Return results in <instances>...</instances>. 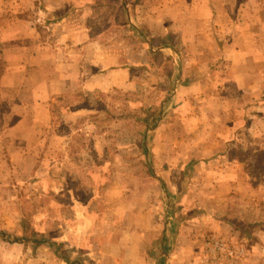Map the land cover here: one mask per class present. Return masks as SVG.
I'll return each instance as SVG.
<instances>
[{
  "label": "crops",
  "instance_id": "obj_1",
  "mask_svg": "<svg viewBox=\"0 0 264 264\" xmlns=\"http://www.w3.org/2000/svg\"><path fill=\"white\" fill-rule=\"evenodd\" d=\"M263 8L264 0H0V181L12 179L18 171L44 179L59 159L70 155L72 133L94 132V147H102V136L97 133L110 127L113 132L133 131L138 114L166 121L175 112L178 132L184 129L178 118L190 115L192 131L199 132L202 114L223 111L211 109V102L205 109L200 106V99L216 102L223 98L213 95L211 83L215 89H226L225 97L253 91L254 104L247 107L241 98L244 101L236 106L243 110L238 117L253 118L242 129L260 146L264 127L256 119L263 117L264 109L256 103L262 82L252 77L263 63L249 58V52L264 51V45L258 28L247 27L245 21L264 25ZM251 36L255 45L242 46ZM203 39L205 44L200 43ZM180 40L197 54L182 59L186 49L177 46ZM200 52L213 54L203 63L198 59ZM196 67L205 70L194 72ZM168 84L176 86L170 96L176 104L171 108L161 104L168 99ZM152 93L158 104L151 114ZM193 98L195 106L182 112ZM109 99L116 108H125L124 112L118 108L108 114L104 101ZM66 100L71 104L61 107L59 101ZM104 114L111 117L109 122L98 120ZM58 116L69 122L63 131L53 128ZM91 116L94 121L87 123L85 119ZM156 130L151 128L153 133ZM231 132H238V127L233 126ZM111 142L112 147L129 146ZM51 149L61 150L63 156L59 158ZM72 174L82 177L83 171L66 175ZM146 187L143 197L150 194ZM93 190L80 192L82 200L65 206L62 220L51 223L57 224L56 234L41 242L0 236V264H114L118 256L122 264H172L166 250L169 242L162 239L164 231L158 240L149 232L147 216L157 214L158 209L147 205L134 210L125 199L121 206H112L113 200L125 195L121 182L106 187L105 204ZM189 190L183 180L176 198ZM3 207L0 203V212ZM6 225L0 214V228ZM20 234L16 229L15 235ZM128 237L132 239L129 245ZM259 237V247H264V232Z\"/></svg>",
  "mask_w": 264,
  "mask_h": 264
},
{
  "label": "rangeland",
  "instance_id": "obj_2",
  "mask_svg": "<svg viewBox=\"0 0 264 264\" xmlns=\"http://www.w3.org/2000/svg\"><path fill=\"white\" fill-rule=\"evenodd\" d=\"M249 6L253 7L254 3H250ZM262 16L264 17V14ZM245 22L247 27L255 25L258 28L257 32L261 33V43L264 45V25L258 20ZM101 27L104 28V25L101 24ZM176 38V35L173 36V40ZM202 38L203 36L199 37L200 40ZM181 41L177 46L186 49L181 55L182 59L197 54L196 51L190 50V45L187 46ZM200 43L205 44L204 39ZM241 44L254 46L255 41L252 36L251 39L246 37ZM249 53L252 55L249 58L260 61L259 64L263 63L262 68L256 69L252 79L255 77V80L258 78L259 82L260 80L262 82L261 92H258L257 96L261 98L257 99L256 107L264 109V51ZM198 54V59L204 63L213 53ZM204 70L199 67L193 69L199 73ZM210 78L214 79L213 76ZM210 85L211 92L214 91L213 95H220V98H223L216 102L200 99V106L205 109L211 102L209 105L211 109L223 111L220 115L202 114L199 132L192 131L194 120L190 115L178 118L181 119L184 128L182 132H178L179 126L174 124L177 118L175 112L167 116L166 121L163 117L138 114L134 117L133 131L113 132L110 127V131L97 133L102 136L100 142L102 147H94L95 133L86 131L84 134L87 145L80 153L87 158L94 157L102 161L103 165L97 167L91 162L86 163V172L83 176H86L87 172L93 174L104 168L107 176L110 175L108 180L97 179L98 172L88 179L87 176L80 179L75 174L67 176L72 172H78L76 168H83L77 167L76 163L70 160L69 153L68 157L58 160L56 164L58 166L54 165L56 167L44 179L34 175L29 177L26 171H18V175H14L12 179L9 176L7 179L3 178L0 186L6 195L1 196L3 192L0 193V203L4 206L0 214L7 225L0 228V236L8 240H21L22 237H26L24 241L34 239L41 242L49 235L56 234L57 224L51 223L62 220V209L65 205L63 197L55 188H59L63 181L70 186L76 185L77 191L84 193L97 184L100 190L98 193L93 192L104 204L107 196L106 187L121 182L126 189L125 198L121 195L111 202L112 206L115 208L121 206L125 199L133 203L134 210H141L147 205H150L152 210L153 207L158 209L157 214L149 213L150 216H147L151 225L149 232L158 240L161 231H164L162 239L169 242L166 250L172 258V264H264V247H259L258 244L259 235L264 232V133L260 146H257L258 142L255 140L254 143V138H250L242 129L253 122V118L248 117V114H245L246 117L243 115L238 117L243 110L236 106L244 99L248 103L247 107L254 104L255 102L250 99L253 91H242L225 97L226 89H215L214 84ZM175 87L172 84L167 85L168 99L161 103L163 106L171 108L176 104L174 97L170 100V96L176 93ZM154 95L156 96V93H152L150 102L151 114L158 104ZM65 102L71 104L69 100L59 101L60 106L65 105ZM195 102L194 98L192 104L188 101L185 105L187 110L182 109V112H188L192 105L195 106ZM104 103L108 114L114 109L118 111V108L121 112L125 110L120 106L116 108V103L111 99L105 100ZM57 110L55 108V111ZM225 110L227 112H224ZM224 113L229 115L225 116ZM58 117H55L53 128L63 131V127L68 126L69 122ZM110 118L104 114L98 120L109 122ZM85 120L87 123L93 122L94 116ZM256 121L261 128L264 127V115ZM233 126L238 127V132H231ZM153 127L157 129L155 133L151 131ZM144 129H150V132H144ZM197 138L199 143L196 142ZM111 141L114 144L128 143L129 146L112 147ZM59 151L58 153V149H55L52 152L60 158L63 155L60 154L62 151ZM183 180L186 185L188 183L189 193L176 198L175 193L181 189ZM145 187L150 194L143 197ZM120 225L122 227L123 224ZM16 229H20V235H15ZM166 229L169 234H166ZM127 239L129 245L132 239L130 237ZM150 251L160 255L154 248H150ZM114 264H122V257L118 256Z\"/></svg>",
  "mask_w": 264,
  "mask_h": 264
},
{
  "label": "trees",
  "instance_id": "obj_3",
  "mask_svg": "<svg viewBox=\"0 0 264 264\" xmlns=\"http://www.w3.org/2000/svg\"><path fill=\"white\" fill-rule=\"evenodd\" d=\"M56 107H57V105H56ZM73 140L74 141L71 143V146H70V155H69V157L71 158L73 163H76L77 167H83L82 169L76 168L77 171H80V172L83 171V174H84L86 172V166H87L86 163H88V162H91V164H93L95 166H101L100 164L96 165V161H95L94 157H92L90 159V158H87L84 155H82V153H80V150L84 149V147L87 145V142L85 140V134L83 132H76V134L73 136ZM101 163L103 165V162H101ZM107 174L108 173H106L105 169L101 168L99 170V172L96 174V178L97 179L105 178L106 180H108L110 175L107 176ZM77 176L81 179V177L79 175H77ZM86 176H87V179H88V177L89 178L92 177V174L87 172ZM86 176H83V177H86ZM93 188H94L93 191L95 193H98L99 190H100L99 187L97 186V184H95V186ZM55 191H57L63 197L62 198L63 199V203L67 207H71L74 204L75 199L82 200V197H83V195L80 194V192H83V191H77V186L73 187V185H71V186L67 185V184H65L64 181L62 182V185L59 188H57V189L55 188ZM92 194H94V193H92ZM34 196H37V195L34 194ZM63 214H65V213L62 212V215ZM23 224H24V226H27V225H25V223H23ZM25 238L26 237H22L21 240L24 241Z\"/></svg>",
  "mask_w": 264,
  "mask_h": 264
}]
</instances>
